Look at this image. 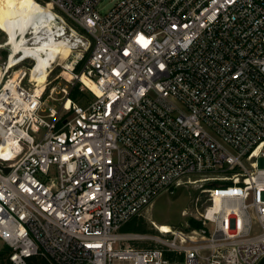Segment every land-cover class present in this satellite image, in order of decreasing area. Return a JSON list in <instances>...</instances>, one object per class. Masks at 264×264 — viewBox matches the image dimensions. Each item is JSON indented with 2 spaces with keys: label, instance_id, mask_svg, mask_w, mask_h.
Wrapping results in <instances>:
<instances>
[{
  "label": "built area",
  "instance_id": "2783aa9c",
  "mask_svg": "<svg viewBox=\"0 0 264 264\" xmlns=\"http://www.w3.org/2000/svg\"><path fill=\"white\" fill-rule=\"evenodd\" d=\"M36 1L52 5L56 33L70 40L72 55L55 65L93 100L80 105L65 86L61 107H48L35 62L18 53L10 63L8 49L0 57L10 262L260 264L264 0H120L105 14L102 0ZM208 181L204 205L181 212L188 230L124 231L162 195Z\"/></svg>",
  "mask_w": 264,
  "mask_h": 264
},
{
  "label": "bare ground",
  "instance_id": "6f19581e",
  "mask_svg": "<svg viewBox=\"0 0 264 264\" xmlns=\"http://www.w3.org/2000/svg\"><path fill=\"white\" fill-rule=\"evenodd\" d=\"M37 3L27 6L23 0H0V31L5 35L0 48L11 50L10 63H13L18 53L22 56L21 60L30 58L31 60L26 62H35L31 78L33 82H37L35 89L41 94L46 90L48 77L54 65L57 62L61 64L67 62L72 50L69 38L56 33V25L52 22L54 17L52 5L44 6ZM28 34L34 36L33 43H30ZM75 56L76 54H73V57ZM62 57L65 59L62 60ZM66 65L70 70L73 69V63ZM66 75L73 79V73L66 71ZM18 76L19 72H15L12 77L17 79ZM81 80L94 94H99L97 88L86 77L83 76ZM66 107H70V102H67ZM159 229L164 233L172 231L168 225H159Z\"/></svg>",
  "mask_w": 264,
  "mask_h": 264
},
{
  "label": "rangeland",
  "instance_id": "374dc122",
  "mask_svg": "<svg viewBox=\"0 0 264 264\" xmlns=\"http://www.w3.org/2000/svg\"><path fill=\"white\" fill-rule=\"evenodd\" d=\"M27 6H30L36 2L34 0H23ZM42 2V0H40ZM120 0H102L98 6V10L101 14L109 12L114 5ZM43 3V2H42ZM38 4V3H37ZM5 40V35L0 31V44ZM90 50L85 54V58H88ZM7 55V50H0V57L5 60ZM65 57H62L64 60ZM76 74L80 73V67L75 71ZM74 74V73H73ZM49 86L44 96V101L48 107H55L59 109L61 104L64 102L62 89L65 86L74 87L79 89L84 95L79 103L86 105L88 102L93 100V96L84 89L80 82L72 80L64 74V70L59 67V65H54L48 77ZM70 82V83H69ZM55 88L54 92L51 91ZM78 103V104H79ZM81 105V104H80ZM258 165L260 168H264V158L258 159ZM205 177L208 179L218 178L216 174H210L205 176L196 177L194 179H199ZM207 180V179H206ZM216 182H206L200 183L195 186H184L178 188L173 194H164L159 197L141 216L136 218V227L142 226L145 228L144 232H139L142 234H159V225H168L170 228L176 230H188L187 219L181 216V212L186 208H193L196 200H200L199 208H201L205 203V193L204 191L211 188ZM189 225L192 226L191 222ZM194 226L196 224H193ZM130 225L125 228V232H134L133 229H129ZM142 246V245H140ZM3 250V243L0 241V251ZM262 262V261H261ZM260 262V263H261Z\"/></svg>",
  "mask_w": 264,
  "mask_h": 264
},
{
  "label": "trees",
  "instance_id": "16d2710c",
  "mask_svg": "<svg viewBox=\"0 0 264 264\" xmlns=\"http://www.w3.org/2000/svg\"><path fill=\"white\" fill-rule=\"evenodd\" d=\"M83 95L84 94L79 89L74 88L73 91H72V93H71V99L74 102L79 103L81 101V99L83 98ZM79 104L83 105L82 103H79ZM136 221L137 220L134 219L133 221H131L127 225V226L130 225L129 229H133L136 233L144 232L145 231V228L143 226H142V228L135 226ZM127 226H126V229H127ZM9 253H10V249L8 247H4L3 250L0 251V264H12L10 262V260H9ZM30 264H46V263L43 260L34 259V260H32L30 262ZM260 264H264V259L262 260V262Z\"/></svg>",
  "mask_w": 264,
  "mask_h": 264
},
{
  "label": "water",
  "instance_id": "95a60500",
  "mask_svg": "<svg viewBox=\"0 0 264 264\" xmlns=\"http://www.w3.org/2000/svg\"><path fill=\"white\" fill-rule=\"evenodd\" d=\"M75 1L80 2L81 0H75Z\"/></svg>",
  "mask_w": 264,
  "mask_h": 264
}]
</instances>
